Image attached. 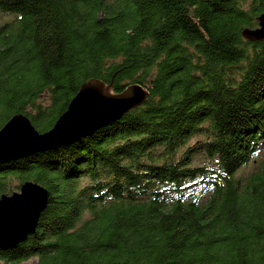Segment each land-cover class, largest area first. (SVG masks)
<instances>
[{
	"label": "trees",
	"instance_id": "16d2710c",
	"mask_svg": "<svg viewBox=\"0 0 264 264\" xmlns=\"http://www.w3.org/2000/svg\"><path fill=\"white\" fill-rule=\"evenodd\" d=\"M262 12L0 0V127L22 112L49 130L90 77L148 91L88 133L0 160V195L26 180L48 190L0 264H264V38L241 34Z\"/></svg>",
	"mask_w": 264,
	"mask_h": 264
},
{
	"label": "water",
	"instance_id": "95a60500",
	"mask_svg": "<svg viewBox=\"0 0 264 264\" xmlns=\"http://www.w3.org/2000/svg\"><path fill=\"white\" fill-rule=\"evenodd\" d=\"M257 21L256 27L242 29L243 37L249 40L264 38V12L257 16ZM111 89V82L95 77L86 79L52 128L42 133L27 115L14 113L0 127V160L77 138L139 105L148 94L138 83H131L120 92L114 93ZM47 199L48 190L32 180L22 182L17 191L0 195L1 247L14 245L34 230Z\"/></svg>",
	"mask_w": 264,
	"mask_h": 264
},
{
	"label": "rangeland",
	"instance_id": "374dc122",
	"mask_svg": "<svg viewBox=\"0 0 264 264\" xmlns=\"http://www.w3.org/2000/svg\"><path fill=\"white\" fill-rule=\"evenodd\" d=\"M136 94H137V93H136ZM67 132H68V131H67ZM56 134H58V133H56ZM26 142H27V141H26ZM261 151H262V152H261V155L264 156V147L262 148ZM252 169H253V165H252V164H249V165L245 168L244 173H247V172H249V171L252 170ZM18 184H19V180L13 178L12 181H11V185H12V186H16V185H18ZM17 190H19V187H14V188H13V191H17ZM35 263H36V258H35V257H30L29 259L24 260V261H22V262L19 263V264H35Z\"/></svg>",
	"mask_w": 264,
	"mask_h": 264
}]
</instances>
